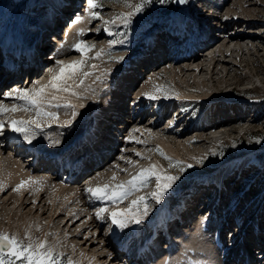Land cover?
<instances>
[{
	"label": "bare ground",
	"instance_id": "obj_1",
	"mask_svg": "<svg viewBox=\"0 0 264 264\" xmlns=\"http://www.w3.org/2000/svg\"><path fill=\"white\" fill-rule=\"evenodd\" d=\"M82 1L26 0L17 10L15 0L0 4V90L6 93L31 87L36 81L47 83L48 70L56 67L57 59L79 60L81 54L72 48L79 40L96 46L88 53L96 68L85 67L92 74L76 89L79 96L60 101L62 105L70 102L74 109H53L58 119L43 121L31 144L7 125L0 135V233L22 241L27 235L33 240L46 239L61 259L67 255L73 264H123V260L126 264H264V223L260 221L264 204L260 213L256 212L258 216L247 214L246 198L253 191L247 181L237 194L239 204L244 203L242 209L233 214L227 208L231 193L237 189L230 186L237 174L233 167L225 166L220 172L213 169L210 175L201 172L196 181L206 179L188 193L177 194L175 181L159 203L154 200L156 214L142 215L141 222L126 236L125 228L113 225L107 213L105 219H97L95 211L100 207L124 209L137 197L135 193L114 205L85 191L111 183L114 174L117 182L127 181L150 164L157 165L161 174L164 164L155 154L157 148L165 159L178 162L187 158L200 167L207 150L217 149L235 126L243 129L247 125V119L243 120L248 116L246 108L237 109L241 119L233 117L230 110L234 104L246 106L248 100L242 96L228 100L229 93L218 96L220 88L229 87L239 65L258 50L259 34L252 32L254 23L250 20L256 8L249 6L264 2L216 0L222 3V15L220 10H204L199 1L188 0L175 15L163 19L154 35L137 30L128 42L118 44L117 35L127 24L117 21L116 30L101 24L103 32L96 33L100 23L95 26L91 22ZM231 1L235 3L228 7ZM52 18L59 20L57 25L64 20V26L68 25L61 29L51 26ZM50 31L55 34L46 44L44 36ZM135 41L140 42V50L119 64L104 58L111 52L135 49ZM101 49L103 54L95 58ZM42 55L47 61L40 68ZM163 74H168L175 86L180 85L166 89ZM258 83L264 87L261 80ZM157 102L161 103L160 111ZM0 103L10 107L21 102L0 94ZM192 105L200 106L203 112L216 106L218 116L211 124L195 128L188 119ZM29 115L8 112L0 114V120ZM65 121L71 124L65 126ZM27 146L35 151L27 154ZM58 147L68 154L70 167H61L58 157L45 154ZM122 156L126 159H120ZM117 165L127 171H120ZM246 166L242 177L249 176L252 169L264 168V158L250 160ZM21 181L27 183L14 191ZM200 190L208 192L205 200L199 198ZM237 239L241 241L236 243Z\"/></svg>",
	"mask_w": 264,
	"mask_h": 264
},
{
	"label": "rangeland",
	"instance_id": "obj_2",
	"mask_svg": "<svg viewBox=\"0 0 264 264\" xmlns=\"http://www.w3.org/2000/svg\"><path fill=\"white\" fill-rule=\"evenodd\" d=\"M196 1H199L198 3L202 5L204 10L209 9L215 13L220 10L222 15L225 14V11L222 10L221 2H218L216 0ZM262 1L264 2V0ZM25 2L26 0H15V10L20 9L23 4H25ZM82 2V4H87V0H83ZM97 2L101 6L94 9V11L100 13L101 19H92L91 22L95 24V26H98V23H100V25L104 24L105 26L112 27L114 30H116L117 26H115V24H106L105 21H111L120 13H126L131 10L125 6L124 0H97ZM130 2L140 3L141 0H130ZM234 3L235 1H231L229 2V4H227V6L231 7ZM0 4H2V0H0ZM182 7L183 6L180 5L178 0H164V2H161V0H150V3H147L145 5L143 11L138 13L141 16L136 17L134 15L131 18V22L127 24V27L119 31L117 35L118 44H125L126 42H128L131 39L133 33H135L137 30H142L143 35L153 33L154 31H156V29L162 26L163 19H167L175 15ZM254 7L256 8V11L252 13L253 18L250 20L252 21L251 23H254L251 28L252 32H255V34H259L258 39H256V46L258 50L252 51L251 58H247L242 62L241 65H239V67L233 72V75L229 82V87L220 88V95L218 96V98H221L229 96L230 94L229 97H226L228 98V100H232L233 96L235 95L242 97L244 96V98L246 97V99L248 100V104H246V106L238 108V106L236 107L237 104H234L235 108H229L231 109L230 111L233 112V117L237 119H241L242 117L241 112L237 109L246 108V113H248V116H244L243 120L247 119V125H245L243 129H239V126H235L234 128H232L231 136L225 137L224 140L219 143L217 149H215L213 152L207 150V158L201 160L203 164L200 167H198L197 164H193L187 158L178 162H174L163 158L160 151L155 152V154L157 155V157L163 159L162 161L164 164V170L160 174L161 177L166 175L179 176V179L176 180L177 183L175 187V191L177 194H182L183 192L187 191L190 192L192 189H194L195 184L197 186L200 181H204L206 178L200 181H196V177L201 175V172L207 173L213 169H218V172H220L224 169L225 166L233 167L238 174L237 181L235 182V186H237V189L236 191L232 192L230 198L228 197L229 206L227 205V208L230 207L229 209L233 210V214H236L240 209H242L244 203L239 204L240 199L237 198V194L242 186L248 181V183L252 184L253 191L252 195L249 194L246 198V201L249 202L245 205L244 208H247V214L254 213V215L257 214L258 216V213H260V211L262 210L261 207L264 204V170L261 174H258L260 172V169H252L250 171L246 170L244 172L248 171L249 176L242 177L245 176L242 169H245L247 167L246 165L250 160L254 161L256 159L264 158V87L258 83V80H261L264 83V4L262 3L259 6H249V8L251 9H254ZM58 21L59 20L57 19L56 22L53 23V26L61 29L66 22L62 21L58 24V26ZM100 25L99 28L95 30L96 33L103 32V26ZM248 31L250 32V30ZM154 34L155 32L153 33V35ZM48 41L49 37L47 39V42ZM135 42V49L125 50L123 52H111L109 53V55H105L104 58H106V60L109 62H118L117 64H119L123 59L129 58L132 52H137L140 50V44H138L140 42ZM197 50L199 49H196L195 53H197ZM46 58L47 57H43V55L42 57H40V68L43 67L44 63L47 61ZM91 61L92 59H88L86 63V69L91 67L93 62ZM162 77L164 79V85L165 87L167 86L166 89L168 90H172L177 87V85H180V83H178L175 86L170 81L168 74H163ZM5 91V89L0 90V94H5ZM189 91L195 92L196 90L190 89ZM195 93L198 94V92ZM216 108L217 107L215 106L214 109L203 112L200 106L192 105L189 107L191 117H189L188 119L192 122V126H195V128L211 124L212 120L215 118V115L218 116V111L216 110ZM160 109L161 103L157 102V110L160 111ZM184 109L186 111V109L188 108L185 107ZM188 165H192V167H188ZM181 168H183L184 171H181ZM214 173L216 174V171ZM235 175L233 176V179L235 178ZM155 183V177H152L150 178L147 187H142L140 191L135 193L136 196L146 197V203L149 205L148 214L151 216H154L157 212V203L150 196L151 192L156 191ZM182 189L185 190L183 191ZM198 196H200V194H198ZM181 209L184 210L185 208L181 207ZM263 220L264 214L263 218H261L260 221L264 223ZM134 225L135 222H130L128 224V227L125 228L123 236H126V234L129 233V230H133ZM229 230L231 231L232 227H230ZM248 233L252 234V232ZM26 241L27 236L25 237V242ZM239 241L241 240L237 239L236 243H238ZM68 258L69 257L65 255L63 259H61L62 264H67ZM11 259L14 260V264H24L23 261L15 260V258ZM123 264H126V261L123 260Z\"/></svg>",
	"mask_w": 264,
	"mask_h": 264
},
{
	"label": "snow or ice",
	"instance_id": "obj_3",
	"mask_svg": "<svg viewBox=\"0 0 264 264\" xmlns=\"http://www.w3.org/2000/svg\"><path fill=\"white\" fill-rule=\"evenodd\" d=\"M124 2L125 6L131 10L126 13H120L111 21H105L106 24H115L117 21L124 24L130 23L131 18L137 13L142 12L145 5L150 3V0H141L140 3H132L130 0H124ZM161 2H164V0H161ZM178 2L185 3L186 0H178ZM100 6L97 0H87V11L92 19H101L100 13L94 11V9ZM76 22H79V18H77ZM80 34L83 35V30H81ZM108 34L112 35L110 31ZM112 43L114 41H109V44ZM95 47V44L91 42L79 40L72 45V48L81 54V58L75 61L55 60L56 67L48 70L47 83L40 84V81H36L31 87L17 88L5 93V96L14 98L21 103L12 104L10 107L0 103V114L22 112L31 113V115L27 118H9L7 121L0 120V135L3 134L7 125L10 131L20 134L26 142L31 144L35 131L43 128V121L58 119L59 114L53 109L62 106L74 109L75 105H72L70 102L62 105L60 101H67L68 96H79L76 89L83 85L84 80L92 74L91 70L85 71L84 69L87 67L86 60L93 58L88 53L92 52ZM61 48H63V45H61ZM103 52V49L97 51L95 58H99ZM95 68L96 65H91V69ZM77 77L82 78L77 81ZM96 79H99V77ZM149 98L157 99L158 97L149 96ZM76 115L77 113L73 111L72 116L75 117ZM64 123L67 126L71 124V121H65ZM55 143H59V141ZM156 151H160L161 155H165L159 148ZM136 155L140 156L141 153L137 152ZM120 159L126 158L122 156ZM127 162L132 163L130 160ZM116 167L119 169L118 165ZM188 167H192V165H188ZM157 168V165L150 164L147 168H141L127 181L117 182L116 175L114 174L111 183L97 185L96 187L90 186L85 191L96 200L111 201L114 205H117L119 202L128 199L129 196L140 191L142 187H147L150 178L155 177L157 190L151 192L150 196L159 203L163 198L164 192L172 187V184L179 179V176L166 175L163 177L164 183H161V175L157 171ZM119 170L127 171V169ZM181 171H184V169L181 168ZM32 182L35 183V181ZM26 183V181H21L14 191L18 192ZM2 187L0 185V188ZM148 209L149 205L146 203V197L137 196L124 209L100 207L96 209L95 215L97 219H105V213H107L111 218V223L123 229L128 227L130 222L139 224L141 216L146 215ZM11 258L23 261L24 264H62L61 254H57L54 246L49 245L46 239L33 240L30 235H27V241L25 242L16 236L0 233V264H14V260ZM67 264H73V261L68 258Z\"/></svg>",
	"mask_w": 264,
	"mask_h": 264
},
{
	"label": "water",
	"instance_id": "obj_4",
	"mask_svg": "<svg viewBox=\"0 0 264 264\" xmlns=\"http://www.w3.org/2000/svg\"><path fill=\"white\" fill-rule=\"evenodd\" d=\"M185 4H186V2L185 3H180L181 6H184Z\"/></svg>",
	"mask_w": 264,
	"mask_h": 264
}]
</instances>
